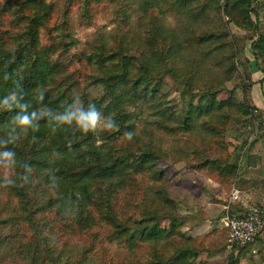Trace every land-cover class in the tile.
I'll use <instances>...</instances> for the list:
<instances>
[{
	"label": "trees",
	"instance_id": "obj_1",
	"mask_svg": "<svg viewBox=\"0 0 264 264\" xmlns=\"http://www.w3.org/2000/svg\"><path fill=\"white\" fill-rule=\"evenodd\" d=\"M77 1L71 0L70 5ZM127 1L81 0L80 9L88 18L90 10L100 2L122 6ZM152 1L142 0L144 8L152 5ZM167 1L180 7L200 2ZM257 1L224 0L222 10L229 22L232 18L239 27L253 29L258 22H253L250 13L256 19L259 16L253 7ZM52 12L47 0H0V264H83L88 253L74 256L67 242L58 240L59 227L76 233L77 229L84 231L104 224L109 228V241L136 247V252L146 242L156 245L163 236L169 237L175 232V223L172 213H168L170 225L162 228L159 224L157 206L170 203L161 187L152 194L142 219L131 221L118 210L119 193L134 184L139 175L149 174L154 183L165 177L163 169L156 166L158 149L141 142L132 150L122 143L120 138L132 135L134 130L129 107H139L145 100L159 101L161 72L183 79L190 94L183 114L172 112L166 104L168 108L158 107L160 116L172 121L165 123L171 131L191 130L197 117L214 110L228 118V109L234 104L231 96L217 100L216 91L208 85L198 91L191 89L193 74L190 77L179 74L175 68V60L190 35L181 32L176 40L168 36L166 43L162 26L158 21L154 23L152 17L145 45L137 55L131 52L133 46L126 37L113 44L99 40L90 52L82 54L84 63L97 70L93 82L103 86L104 94L93 99L77 97L74 80L64 63L56 59L73 44L66 19L68 11L58 27L50 22ZM120 12L126 15L124 9ZM55 31L57 36L53 34ZM189 42L208 43L207 47H211L204 56L225 49L221 34L214 32L196 36ZM150 48L152 53L148 54ZM251 48L252 52L256 50L253 53L264 55V26ZM90 107L113 127L85 132L75 120L71 123L61 120L66 112H86ZM249 112L244 107L243 113ZM25 116L31 118L30 125L20 123ZM215 134L214 145H223L226 150L223 132L217 130ZM203 147L208 149L212 145ZM4 153L11 156L3 157ZM219 155L220 151L212 157L203 156L197 168L206 171L209 178L224 180L232 187L239 164L230 163L229 156L223 159ZM50 211L54 214L47 215ZM187 240L183 239L178 248L175 245L171 259L166 260L163 251L152 246L155 257L149 262L133 260L122 264H168L169 260L183 264L199 252L194 246H187L184 243ZM242 247L245 246L239 248ZM226 264H239V258L231 254Z\"/></svg>",
	"mask_w": 264,
	"mask_h": 264
},
{
	"label": "rangeland",
	"instance_id": "obj_2",
	"mask_svg": "<svg viewBox=\"0 0 264 264\" xmlns=\"http://www.w3.org/2000/svg\"><path fill=\"white\" fill-rule=\"evenodd\" d=\"M47 1L53 8L50 22L55 27L59 26L68 11L66 19L69 22L73 44L65 51H61L56 59L64 63L68 75L74 80L77 97L93 99L104 94L103 86L93 82L97 70L84 63L82 54L90 52L92 45L97 44L99 40L113 44L126 37L133 46L131 52L137 55V51L145 45V36L151 26L152 17L155 19L154 23L158 21L162 26L163 41L166 43L168 36H174L176 40L181 32L190 35L186 39L185 49L180 50V57L175 60V68L179 74L185 73L189 77L193 74L194 82L191 89L198 91L207 88L203 86L208 85L209 89L216 91L217 100H226L231 96L234 101L228 109V118L222 117L214 110L197 117L191 130L171 131L166 125L172 121L162 118L158 107L166 104L172 112L183 114L190 94L183 79H175L170 74L161 72L159 101L151 103L145 100L146 102L139 107H129V110H132L134 130L131 138L128 135L120 139L132 150L137 149L141 142L158 149L156 166L163 169L165 177L160 183H154L149 174L139 175L134 184L119 193L118 210L131 221L142 219L151 203L152 194L155 189L161 187L170 198V203L164 202L163 206H157L159 224L162 228H167L172 218L175 232L169 237L160 238L156 245L146 242L145 247L139 252L134 250L136 247L128 244H121L117 240L109 241V228L104 224L84 231L77 229L76 233L59 227L58 240L66 241L72 249L71 253L76 257L87 252L83 264H122L124 261L133 260L149 262L155 257L153 250L150 249L152 246L159 252L163 251L167 260L175 253V245L177 244L178 248V244L188 238L189 240L184 243L187 246H194L199 252L198 256L183 264H226L227 257L231 254L239 258V264H264V232L263 237H259L254 244L237 247L232 251L227 248V230L223 223L225 206L234 186L247 189L253 180L255 185L264 181V173L256 171L260 166L258 160L263 158L261 162L264 161V55L253 53L256 50L252 52L251 48L264 26V0H258L253 4L259 14L256 19V15L250 13L253 22H258L253 29L239 27L230 17L229 22L222 10L224 0H218V3L216 0H200L198 5L193 3L186 7L169 3L167 0H153L152 5L146 8L142 0H129L122 6L100 2L90 10L88 18L83 16L80 9L81 0L73 3L74 5H70L71 0ZM122 9L126 12L125 16L120 12ZM234 17L242 23L240 17L237 15ZM211 32L221 34L225 41V49L220 52L211 51L204 56V52L211 46L207 47L208 43L197 45L189 41ZM53 34L56 35L57 32ZM152 49L147 50V53L151 54ZM244 107L250 110L248 114L243 113ZM223 111H227V108ZM100 118V123L95 129L97 131L106 129V119L101 116ZM217 130L219 133L223 132L226 150L222 149L223 145H214L213 138ZM204 145H212V148L207 149L203 147ZM219 151V156L223 159L229 156L230 163L239 164L232 187L224 180L217 182L209 178L206 171L197 168L203 156L212 157ZM247 167L254 168L251 170ZM257 174L261 175L258 182ZM261 190L264 191V184ZM253 192L254 190H249L248 197L253 201L251 205L259 206L264 215V203L255 201L256 195ZM242 208L241 203L236 200L231 201L229 210L236 212ZM168 213H172L171 218ZM53 214L52 211L47 213ZM200 221L208 222L211 229H205L193 237L188 235V230L184 229L186 225H194ZM60 247L57 245V248ZM168 264L175 262L169 260Z\"/></svg>",
	"mask_w": 264,
	"mask_h": 264
},
{
	"label": "built area",
	"instance_id": "obj_3",
	"mask_svg": "<svg viewBox=\"0 0 264 264\" xmlns=\"http://www.w3.org/2000/svg\"><path fill=\"white\" fill-rule=\"evenodd\" d=\"M240 202L238 191L232 189L228 204L225 206L226 214L223 217L224 227L227 230V248L232 250L235 246H249L263 235L264 215L257 205L242 204L243 208L236 212L229 210L231 201Z\"/></svg>",
	"mask_w": 264,
	"mask_h": 264
},
{
	"label": "crops",
	"instance_id": "obj_4",
	"mask_svg": "<svg viewBox=\"0 0 264 264\" xmlns=\"http://www.w3.org/2000/svg\"><path fill=\"white\" fill-rule=\"evenodd\" d=\"M262 159H260V161L258 160L257 163H260V166L258 164L259 168L257 167V169H256V171H258L260 174L264 173V161L261 162ZM252 163H255V162H252ZM261 166H262V168H260ZM247 168L253 170L254 167H252V168L247 167ZM260 177H261V175L258 176V174H257V180H256L257 182H258V179H261ZM253 181H252V185L249 188H247V189H244L243 187L242 188H239V187L237 188V187L234 186V189L236 191H238V198L240 199L239 203H241V205L242 204H246V205L253 204V201L251 200V198L248 197L249 196V190H252V191L254 190L253 194L256 195L255 196V198H256L255 201H262V203H264V191L261 190V187L264 184V181L258 182L257 185H255V183H253ZM254 185L256 187V190L254 188ZM259 197H260L261 200L259 199ZM253 199H254V197H253ZM209 228L210 227H209V223L208 222L200 221V222L194 223V225L193 224L186 225V227L184 229L186 231L188 230V235L193 237V235H198L199 233H201L205 229H209ZM262 237H263V235L260 236V238H262ZM260 238H258V239H260Z\"/></svg>",
	"mask_w": 264,
	"mask_h": 264
},
{
	"label": "clouds",
	"instance_id": "obj_5",
	"mask_svg": "<svg viewBox=\"0 0 264 264\" xmlns=\"http://www.w3.org/2000/svg\"><path fill=\"white\" fill-rule=\"evenodd\" d=\"M14 99V97H13ZM7 103V99L4 101ZM100 114L98 111H96L94 108H89L88 111H77V112H66L62 117L61 120L64 122L71 123L73 120L76 121V123L80 126V128L87 132L89 130H95L97 126L100 123ZM31 118L28 116L22 117L20 120V123L23 125H30L31 124ZM113 125L111 122L107 123L105 125L106 129L112 128ZM129 138H131V135L129 134ZM3 157H10L11 153H4L2 154Z\"/></svg>",
	"mask_w": 264,
	"mask_h": 264
}]
</instances>
